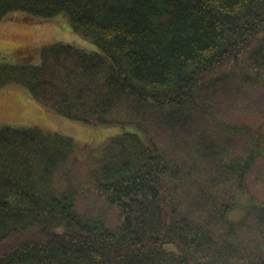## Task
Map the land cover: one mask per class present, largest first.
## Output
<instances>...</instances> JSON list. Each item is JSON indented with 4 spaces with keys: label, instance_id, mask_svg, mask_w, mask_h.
I'll use <instances>...</instances> for the list:
<instances>
[{
    "label": "trees",
    "instance_id": "16d2710c",
    "mask_svg": "<svg viewBox=\"0 0 264 264\" xmlns=\"http://www.w3.org/2000/svg\"><path fill=\"white\" fill-rule=\"evenodd\" d=\"M16 12L61 16L100 53L1 57L0 89L139 134L0 127V264H264V0H0V21ZM83 146L94 165L76 184Z\"/></svg>",
    "mask_w": 264,
    "mask_h": 264
},
{
    "label": "rangeland",
    "instance_id": "374dc122",
    "mask_svg": "<svg viewBox=\"0 0 264 264\" xmlns=\"http://www.w3.org/2000/svg\"><path fill=\"white\" fill-rule=\"evenodd\" d=\"M53 42L71 43L100 53L93 43L73 33L61 16L52 21L39 22L16 12L0 21V58L13 59L21 50L38 49ZM39 62L40 58L35 54L33 63ZM2 126L37 127L70 136L81 144L92 145L124 132L139 134L137 128L132 125L89 126L66 119L38 104L23 87L14 85L0 89V127ZM75 157L69 159L70 173L76 184L80 181L85 183L88 179L86 175L94 165L91 149L85 150L83 146ZM80 203L85 210L94 213L105 211L108 217L114 216L113 219L117 216L114 208L103 204L95 196H86Z\"/></svg>",
    "mask_w": 264,
    "mask_h": 264
}]
</instances>
